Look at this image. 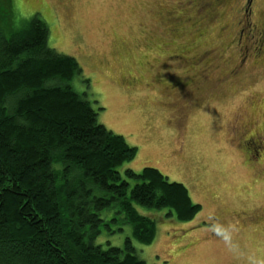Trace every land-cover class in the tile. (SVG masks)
I'll use <instances>...</instances> for the list:
<instances>
[{
  "label": "rangeland",
  "instance_id": "1",
  "mask_svg": "<svg viewBox=\"0 0 264 264\" xmlns=\"http://www.w3.org/2000/svg\"><path fill=\"white\" fill-rule=\"evenodd\" d=\"M35 14L89 79L71 85L97 121L136 147L120 174L156 168L201 206L180 222L135 205L156 228L133 241L144 264H264V143L249 139L264 121V0H1L0 26ZM104 232L113 246L130 234Z\"/></svg>",
  "mask_w": 264,
  "mask_h": 264
},
{
  "label": "trees",
  "instance_id": "2",
  "mask_svg": "<svg viewBox=\"0 0 264 264\" xmlns=\"http://www.w3.org/2000/svg\"><path fill=\"white\" fill-rule=\"evenodd\" d=\"M74 78L88 87L38 14L0 26V264H144L133 241L150 244L156 228L135 205L180 222L201 208L156 168L120 174L137 149L97 121L102 108ZM125 226L121 246L100 240Z\"/></svg>",
  "mask_w": 264,
  "mask_h": 264
},
{
  "label": "flooded vegetation",
  "instance_id": "3",
  "mask_svg": "<svg viewBox=\"0 0 264 264\" xmlns=\"http://www.w3.org/2000/svg\"><path fill=\"white\" fill-rule=\"evenodd\" d=\"M248 2L250 3L251 2V0H248ZM200 3H202V1L200 2ZM196 5H199V3H196ZM235 72H232V74H234ZM252 131V130H251ZM250 131V134H249V139H254V140H256L257 142H258V145L256 146L257 147V149H259L260 148V146L264 143V138L262 139V137L264 136V121L260 124V126H258L257 127V131H252L251 132ZM261 139H262V141H261ZM247 149V145H246V148L244 147V150H246ZM255 149V148H254ZM253 149V157H255V166H256V164L259 166H261V164H263V160H260L259 158H258V156H259V152L256 150H254ZM257 209H259V208H257ZM235 210V209H234ZM233 210V211H234ZM252 210H256L255 208H253ZM250 211V212H246V214H247V218L248 219H251L252 217H251V213L253 212V211ZM236 211H239V212H241V211H244V210H242V208L240 209V208H238V209H236ZM239 214V213H238Z\"/></svg>",
  "mask_w": 264,
  "mask_h": 264
}]
</instances>
